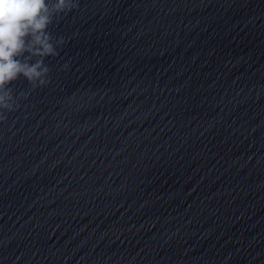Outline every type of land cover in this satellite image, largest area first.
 Listing matches in <instances>:
<instances>
[{"label":"water","instance_id":"1","mask_svg":"<svg viewBox=\"0 0 264 264\" xmlns=\"http://www.w3.org/2000/svg\"><path fill=\"white\" fill-rule=\"evenodd\" d=\"M48 30L50 83L0 122V264H264V0H79Z\"/></svg>","mask_w":264,"mask_h":264},{"label":"clouds","instance_id":"2","mask_svg":"<svg viewBox=\"0 0 264 264\" xmlns=\"http://www.w3.org/2000/svg\"><path fill=\"white\" fill-rule=\"evenodd\" d=\"M78 7L79 0H0V122L7 119L5 112L19 107L14 82L23 77L33 90L50 83L45 59L58 56L65 41L49 26ZM19 95L27 98L28 93Z\"/></svg>","mask_w":264,"mask_h":264}]
</instances>
